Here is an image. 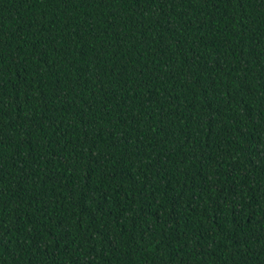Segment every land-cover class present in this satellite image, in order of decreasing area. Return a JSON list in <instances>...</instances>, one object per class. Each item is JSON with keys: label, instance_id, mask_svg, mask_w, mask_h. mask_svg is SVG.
Listing matches in <instances>:
<instances>
[{"label": "trees", "instance_id": "1", "mask_svg": "<svg viewBox=\"0 0 264 264\" xmlns=\"http://www.w3.org/2000/svg\"><path fill=\"white\" fill-rule=\"evenodd\" d=\"M0 264H264V0H0Z\"/></svg>", "mask_w": 264, "mask_h": 264}]
</instances>
